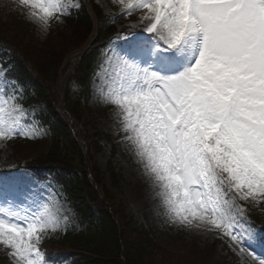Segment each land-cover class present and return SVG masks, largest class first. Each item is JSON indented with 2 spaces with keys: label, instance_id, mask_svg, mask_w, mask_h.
Instances as JSON below:
<instances>
[{
  "label": "snow or ice",
  "instance_id": "obj_1",
  "mask_svg": "<svg viewBox=\"0 0 264 264\" xmlns=\"http://www.w3.org/2000/svg\"><path fill=\"white\" fill-rule=\"evenodd\" d=\"M139 13L96 72L94 99L171 224L215 233L264 264V229L240 201L264 203V0H112ZM47 32L77 0H6ZM0 66V147L45 134ZM60 194L27 169L0 174V246L11 264H54L42 245L67 230ZM261 245L259 255L249 251Z\"/></svg>",
  "mask_w": 264,
  "mask_h": 264
},
{
  "label": "rangeland",
  "instance_id": "obj_2",
  "mask_svg": "<svg viewBox=\"0 0 264 264\" xmlns=\"http://www.w3.org/2000/svg\"><path fill=\"white\" fill-rule=\"evenodd\" d=\"M95 1L103 11L102 24L110 21L116 26V30L109 35L108 42L101 49L103 53L97 60L88 96L84 87H81L74 78L67 83V88L68 95L77 100L81 104L80 107H83V112L80 113L81 123L75 131L83 149L89 152L88 159L90 157L93 162L90 163L99 168L100 177L113 196L109 210L113 213L115 221L120 228L125 227L127 222H132L133 226L141 228L145 233L149 231L152 235L153 240L143 257V264H258V261L247 254L241 256L233 252L225 240L217 238L215 233L196 232L169 223L163 215V210L158 208L159 202L150 195L151 188L143 175L141 166L118 142L120 137L114 133L112 106L102 105L94 99L93 88L94 83L100 82L95 74L118 34L140 31L143 25L130 29L128 25L137 19L139 13L131 17L113 19L118 15L119 7L113 4L112 0ZM5 2L6 0H0V35L6 42L16 46L30 62L43 70H51V67L56 69L61 57L71 48L78 46L88 35L84 28L75 30L65 17L62 18V22L53 21L45 33L18 12H8L3 7ZM77 2L79 3L80 0ZM17 55L16 60L20 61L22 57L20 54ZM74 59L76 61V58ZM30 72L35 75L31 70ZM61 78L63 79L64 76ZM23 105L30 113L38 109L35 105ZM38 126L45 132L41 137L34 140L18 137L8 142L6 146L0 147V174L8 170H13L11 174H14L18 167H23L47 153L51 145L50 133L39 121ZM40 181L54 188L52 182ZM60 199L65 206L64 214L68 216V223L76 230H84L85 226L78 223L68 201L63 198V195H60ZM240 204L246 208L250 205L244 201H240ZM261 205L264 207V203ZM127 217H129L128 221H125ZM62 232H57L51 237H57ZM123 240H127V236L124 235ZM249 251H255L259 255L262 247L257 244ZM56 252L60 253L63 250ZM0 264H11L7 250L2 246H0Z\"/></svg>",
  "mask_w": 264,
  "mask_h": 264
},
{
  "label": "trees",
  "instance_id": "obj_3",
  "mask_svg": "<svg viewBox=\"0 0 264 264\" xmlns=\"http://www.w3.org/2000/svg\"><path fill=\"white\" fill-rule=\"evenodd\" d=\"M94 8L99 19L103 20L101 7L94 2ZM66 18L75 30L84 28L87 33L91 31L92 21L84 5L81 4L79 9L72 10ZM115 30L116 26L110 21L102 24L98 44L85 54L76 69L74 79L81 87H85L87 96L90 76L94 73L97 60L101 56L104 41ZM0 39L5 41L1 35ZM6 43L13 51L10 58L3 60L7 72L9 71L11 78L18 85L25 87L26 93L20 94L22 98L30 94V88L34 89V95H30L28 99L24 98V101L46 102L47 108L41 112V117L50 123L55 131L47 153L39 159L30 161L27 167L35 171L37 177L52 181L56 189L63 193L65 199L74 208L79 223L85 224L84 230L77 231L67 224V230L59 239L54 238V241L49 242L50 245L72 250V254L62 258L66 264H143V257L153 240L152 235L149 231L145 233L141 228L133 226L132 222H127L122 228L118 226L113 213L109 210L113 196L100 177L99 168L92 164L90 157L88 159L89 152L83 149L78 138L73 137L66 123L67 120L61 117L62 113L53 95V88L58 67L66 53L59 60L56 69L51 67V70H43L30 62L16 46ZM17 54L22 57L20 61L16 60ZM67 104L75 120V127H78L81 123L80 113L83 112V107H80L81 104L69 95H67ZM248 204L250 205L245 207L246 215L252 226L256 230H259V226L264 229V207L261 203ZM121 214L123 216V212ZM128 218L124 220L128 221ZM124 235L127 236V240H123Z\"/></svg>",
  "mask_w": 264,
  "mask_h": 264
}]
</instances>
